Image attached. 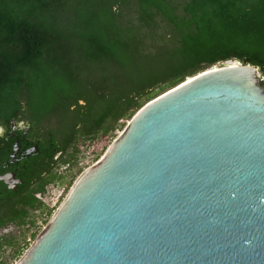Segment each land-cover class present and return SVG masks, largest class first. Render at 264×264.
<instances>
[{"label":"water","instance_id":"1","mask_svg":"<svg viewBox=\"0 0 264 264\" xmlns=\"http://www.w3.org/2000/svg\"><path fill=\"white\" fill-rule=\"evenodd\" d=\"M235 58L145 103L16 264H264V86Z\"/></svg>","mask_w":264,"mask_h":264},{"label":"trees","instance_id":"2","mask_svg":"<svg viewBox=\"0 0 264 264\" xmlns=\"http://www.w3.org/2000/svg\"><path fill=\"white\" fill-rule=\"evenodd\" d=\"M263 7V0H0V104L20 100L35 117L53 118L56 150L66 154L60 164L71 162L80 137L122 130L145 103L225 60L264 72ZM10 198L0 228L34 226V211L51 215L34 194ZM0 241L13 244L1 234Z\"/></svg>","mask_w":264,"mask_h":264},{"label":"flooded vegetation","instance_id":"3","mask_svg":"<svg viewBox=\"0 0 264 264\" xmlns=\"http://www.w3.org/2000/svg\"><path fill=\"white\" fill-rule=\"evenodd\" d=\"M259 71L264 86V72L260 68ZM53 123L54 119L48 116L35 117L23 101L0 104V210L7 208L9 200H12L10 197L45 192L56 182H47L44 190H36L44 182L69 169L71 162L60 164L61 157L66 154L56 150L51 133ZM103 137L98 135L92 141L80 137L76 145L98 144ZM61 167L64 171L59 170Z\"/></svg>","mask_w":264,"mask_h":264},{"label":"rangeland","instance_id":"4","mask_svg":"<svg viewBox=\"0 0 264 264\" xmlns=\"http://www.w3.org/2000/svg\"><path fill=\"white\" fill-rule=\"evenodd\" d=\"M127 123L128 121L125 123V126ZM123 129L117 130L113 134L103 137L101 140H99V142H97L98 144L93 142L94 145L91 147H81L82 151L78 153L76 159L71 161L69 169L65 171L62 167L59 169L60 171L62 170L64 172L60 175L61 178L55 183L57 184L56 194L52 199L50 198L48 200L49 204L46 206V209L48 207L52 211L50 216H46L44 212L41 213L40 211H34L31 212V218H33L35 221L34 226L27 227L10 223L0 230V234L6 239L11 240L13 243L12 246H5L2 244V241H0V254L6 264H16V262L23 256V254L34 241L35 237L50 221L52 215L63 202L78 177L105 154L109 146L120 135ZM96 155L99 157L95 160ZM58 196L59 198H57ZM37 230L38 232L36 236L31 237V234ZM15 248L21 250V254L18 256H16L14 253Z\"/></svg>","mask_w":264,"mask_h":264},{"label":"built area","instance_id":"5","mask_svg":"<svg viewBox=\"0 0 264 264\" xmlns=\"http://www.w3.org/2000/svg\"><path fill=\"white\" fill-rule=\"evenodd\" d=\"M93 145H94V143H92L91 145H88V147H91ZM101 149H102V147H101ZM81 151H82V149L80 150V152ZM92 152H94V151H92ZM56 187H57V184H54V185L48 187L45 192L37 194L36 197L38 199H40L45 205L48 206V204H49L48 200L50 198L52 199L54 197V195L56 194V189H57ZM57 198H59V196Z\"/></svg>","mask_w":264,"mask_h":264}]
</instances>
